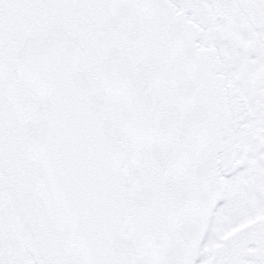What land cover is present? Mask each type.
<instances>
[{"label":"snow or ice","instance_id":"snow-or-ice-1","mask_svg":"<svg viewBox=\"0 0 264 264\" xmlns=\"http://www.w3.org/2000/svg\"><path fill=\"white\" fill-rule=\"evenodd\" d=\"M0 264H264V0H0Z\"/></svg>","mask_w":264,"mask_h":264}]
</instances>
